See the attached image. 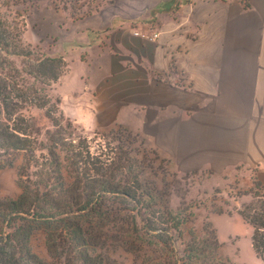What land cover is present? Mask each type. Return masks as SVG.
I'll list each match as a JSON object with an SVG mask.
<instances>
[{
    "label": "crops",
    "instance_id": "obj_1",
    "mask_svg": "<svg viewBox=\"0 0 264 264\" xmlns=\"http://www.w3.org/2000/svg\"><path fill=\"white\" fill-rule=\"evenodd\" d=\"M42 2L67 63L59 109L73 123L122 125L199 186H264V0ZM148 29L154 42L134 33Z\"/></svg>",
    "mask_w": 264,
    "mask_h": 264
},
{
    "label": "rangeland",
    "instance_id": "obj_2",
    "mask_svg": "<svg viewBox=\"0 0 264 264\" xmlns=\"http://www.w3.org/2000/svg\"><path fill=\"white\" fill-rule=\"evenodd\" d=\"M42 1L0 4V29L11 33L7 50L17 54L0 65V122L25 127L31 147L0 149V195L15 198L27 187L49 206L75 200L87 204L84 214L92 208L94 217L115 216L103 231L123 234L114 252L123 264H153L173 247L181 250L182 242L207 238L211 229L222 257L236 264H264L251 248L252 228L238 216L229 223L221 219L254 200L247 190L214 186V180L199 186L201 175L171 172L138 133L122 125L93 133L61 112L56 81L42 72L43 65H52L54 72L66 68L52 60L62 57L54 49L59 38L44 25ZM228 231L238 234L227 238ZM32 247L48 258L41 231L33 236Z\"/></svg>",
    "mask_w": 264,
    "mask_h": 264
},
{
    "label": "trees",
    "instance_id": "obj_3",
    "mask_svg": "<svg viewBox=\"0 0 264 264\" xmlns=\"http://www.w3.org/2000/svg\"><path fill=\"white\" fill-rule=\"evenodd\" d=\"M10 34L7 29H0V65L6 56L17 55L7 50L11 45L7 40ZM52 60L60 66H67L62 57ZM43 67L45 72L42 74L49 73L52 81H57L65 71L54 72L52 65ZM4 99L1 101L6 109ZM57 102L60 100L57 99ZM25 130L16 122H0V149L11 152L31 150L26 143L29 140L25 137ZM35 191L24 187L15 198L0 195V264H123L114 255L117 242H124L123 234L103 231L115 216L101 213L94 217L90 212L92 208L84 214L81 211L88 207L87 204L83 206L75 200L66 203L58 201L49 206L38 198ZM246 192L252 194L254 200L235 212L252 228L251 248L255 256L264 262V186L255 182ZM37 231L43 233L47 259L33 250L32 238ZM125 235L131 236L128 233ZM208 235L198 242L192 238L182 242L184 247L181 250L173 247L163 260L153 264H236L218 253L221 243L216 231L211 229Z\"/></svg>",
    "mask_w": 264,
    "mask_h": 264
},
{
    "label": "built area",
    "instance_id": "obj_4",
    "mask_svg": "<svg viewBox=\"0 0 264 264\" xmlns=\"http://www.w3.org/2000/svg\"><path fill=\"white\" fill-rule=\"evenodd\" d=\"M135 34H138L139 36H141L144 40L148 41V42H154L157 38V36L159 35V32L156 30H152V29H148V30H144V31H136L134 32Z\"/></svg>",
    "mask_w": 264,
    "mask_h": 264
}]
</instances>
